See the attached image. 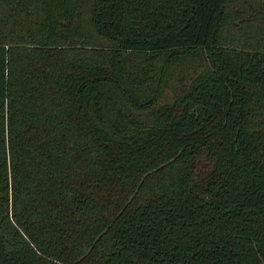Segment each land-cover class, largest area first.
Listing matches in <instances>:
<instances>
[{
	"label": "trees",
	"instance_id": "16d2710c",
	"mask_svg": "<svg viewBox=\"0 0 264 264\" xmlns=\"http://www.w3.org/2000/svg\"><path fill=\"white\" fill-rule=\"evenodd\" d=\"M0 264H264V0H0Z\"/></svg>",
	"mask_w": 264,
	"mask_h": 264
}]
</instances>
